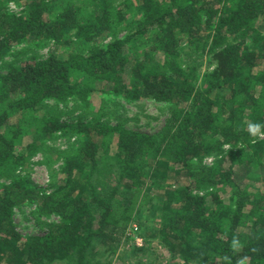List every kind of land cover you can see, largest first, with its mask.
Returning <instances> with one entry per match:
<instances>
[{
  "label": "trees",
  "instance_id": "1",
  "mask_svg": "<svg viewBox=\"0 0 264 264\" xmlns=\"http://www.w3.org/2000/svg\"><path fill=\"white\" fill-rule=\"evenodd\" d=\"M11 2L0 0V62L23 43L54 48L0 72V264H112L153 189L160 218L141 229L171 260L136 264H264V128L247 131L264 123V0H25L21 14ZM186 49L212 68L198 74ZM109 95L168 115L153 134L98 122ZM71 99L93 103V121L48 107ZM57 138L74 142L58 151ZM51 153V191L18 176ZM26 206L56 221L21 236L13 214Z\"/></svg>",
  "mask_w": 264,
  "mask_h": 264
},
{
  "label": "rangeland",
  "instance_id": "2",
  "mask_svg": "<svg viewBox=\"0 0 264 264\" xmlns=\"http://www.w3.org/2000/svg\"><path fill=\"white\" fill-rule=\"evenodd\" d=\"M120 1L121 0H115V3L118 4ZM7 10L12 14L23 13L25 11V0H16V2L9 3L7 5ZM259 28H261L264 33V20L260 22ZM125 33L126 32H119L117 34L118 38H122ZM53 48L52 42H44L41 46L34 45L32 42L23 43L15 47L12 50L13 53L0 62V72L6 73L9 65H16L18 63L17 59L19 61H24L28 58L33 60L44 59ZM186 50L190 55H184L183 60L189 66L194 67L198 74L201 75L212 68V56L207 52H202L200 50L195 52L191 49ZM102 98L105 104L101 112L105 114V118H102L98 122H105L108 125L122 124V126L133 131L153 134L159 130L165 117L168 115V113L164 111L162 104L144 101L128 102L120 96L109 95L102 96ZM91 99L92 101L95 100L94 104L97 106L99 96L93 95ZM94 104L92 103L89 108H86L87 105H83L82 102L71 99L64 104L48 102V107H53L56 109V112L61 113V120L65 122H75L77 119L82 120V122H88L93 121L96 115ZM73 142V139L67 141L64 138H57L51 141L49 145L58 151H64L67 150ZM47 158L51 161L49 167L44 163L45 157L37 154L29 160L28 165L24 169L18 170V176L25 178L29 185L37 190L44 192L51 191V180L55 178V181H58L60 179L57 173L61 166V161L55 159L53 153L47 155L46 161ZM168 179L170 181L172 180L170 175ZM249 180L261 184V179L258 176L250 175ZM2 182L7 181L2 180ZM161 193L162 191H155L154 189L148 193L150 196L149 201H140L139 215L136 217L137 219L134 218L127 227L129 228L131 225H136L138 229L137 236L143 240V246L141 247H144L143 251L139 252L137 255H133L132 248H139L134 245L132 239L125 237L118 253L113 258L112 264H136L138 261L142 260H148L150 262L157 260L163 262L165 259L167 261L171 260L169 256H165L162 246H160L156 240H151L149 232L141 229L146 224L159 220L160 209L150 206V202L151 200L157 199ZM138 204L136 202V206H138ZM13 221L16 231L21 236H32L44 234L42 223L54 222L56 219L40 217V215L35 212L34 208L26 206L20 209H14Z\"/></svg>",
  "mask_w": 264,
  "mask_h": 264
},
{
  "label": "built area",
  "instance_id": "3",
  "mask_svg": "<svg viewBox=\"0 0 264 264\" xmlns=\"http://www.w3.org/2000/svg\"><path fill=\"white\" fill-rule=\"evenodd\" d=\"M262 136L259 135V138H261ZM211 162L210 158L205 159V163L209 164ZM137 227L136 225H131L129 228H127L126 233H125V237H128L130 239H132L134 245L138 248H141L143 246V240L137 236Z\"/></svg>",
  "mask_w": 264,
  "mask_h": 264
},
{
  "label": "clouds",
  "instance_id": "4",
  "mask_svg": "<svg viewBox=\"0 0 264 264\" xmlns=\"http://www.w3.org/2000/svg\"><path fill=\"white\" fill-rule=\"evenodd\" d=\"M264 128V123L259 122H250L247 125V131L251 136H257L261 134V129ZM226 150L232 148L230 145H224ZM241 148L244 147L243 145L240 146ZM233 246H236V241H233Z\"/></svg>",
  "mask_w": 264,
  "mask_h": 264
}]
</instances>
